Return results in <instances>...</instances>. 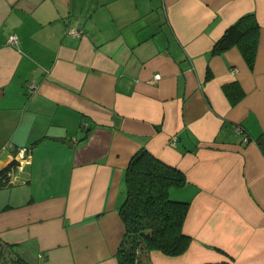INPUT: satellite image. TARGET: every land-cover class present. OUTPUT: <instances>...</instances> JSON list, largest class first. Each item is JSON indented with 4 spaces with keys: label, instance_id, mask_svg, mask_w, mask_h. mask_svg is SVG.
Wrapping results in <instances>:
<instances>
[{
    "label": "crops",
    "instance_id": "0c3cea01",
    "mask_svg": "<svg viewBox=\"0 0 264 264\" xmlns=\"http://www.w3.org/2000/svg\"><path fill=\"white\" fill-rule=\"evenodd\" d=\"M249 13L253 65L236 45L211 53ZM21 145L0 243L31 262L119 264L144 146L184 173L171 194L189 201L187 249L152 264H264V0H0V169Z\"/></svg>",
    "mask_w": 264,
    "mask_h": 264
},
{
    "label": "trees",
    "instance_id": "16d2710c",
    "mask_svg": "<svg viewBox=\"0 0 264 264\" xmlns=\"http://www.w3.org/2000/svg\"><path fill=\"white\" fill-rule=\"evenodd\" d=\"M260 25L249 13L229 25L214 42L211 53L236 45L251 67L255 60ZM8 166L0 169V183L7 179ZM185 183L184 173L162 161L146 147H140L130 158L124 175V198L118 213L124 233L116 250L119 264H152L149 252L160 250L167 255L183 253L191 237L183 231L189 201L172 196L171 190ZM2 185V184H0ZM2 244L11 254V264H37ZM232 264L231 260L219 263Z\"/></svg>",
    "mask_w": 264,
    "mask_h": 264
},
{
    "label": "built area",
    "instance_id": "2783aa9c",
    "mask_svg": "<svg viewBox=\"0 0 264 264\" xmlns=\"http://www.w3.org/2000/svg\"><path fill=\"white\" fill-rule=\"evenodd\" d=\"M68 32L72 35H77L79 33V30H76L75 28L73 27H70L68 29ZM8 40L9 41H17V36L15 34H11L9 37H8ZM160 75L157 73L155 74V77H159ZM241 130V128H239ZM247 139V137H245V140ZM171 141L172 143L175 141V137H172L171 138ZM11 145V143H9ZM32 157V153H31V149L30 147L28 146H25V145H21V146H18L17 148H15V152L13 153L12 155V161H15V167H18L20 168L21 167V164L25 161H30ZM12 175H11V172H8L7 173V178H10Z\"/></svg>",
    "mask_w": 264,
    "mask_h": 264
},
{
    "label": "rangeland",
    "instance_id": "374dc122",
    "mask_svg": "<svg viewBox=\"0 0 264 264\" xmlns=\"http://www.w3.org/2000/svg\"><path fill=\"white\" fill-rule=\"evenodd\" d=\"M10 163L12 164H9L10 166L9 169L7 170V173L10 172L9 170L11 169V165L14 167L15 161H12ZM12 177L7 178L6 180H4L5 182L0 183L2 184L1 186L11 184L12 183L11 179H13ZM11 259H12L11 254H9L8 250L2 244H0V264H11L12 263Z\"/></svg>",
    "mask_w": 264,
    "mask_h": 264
}]
</instances>
